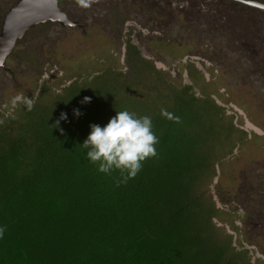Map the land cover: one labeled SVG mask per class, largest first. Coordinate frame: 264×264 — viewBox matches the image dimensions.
I'll list each match as a JSON object with an SVG mask.
<instances>
[{
	"label": "rangeland",
	"instance_id": "obj_1",
	"mask_svg": "<svg viewBox=\"0 0 264 264\" xmlns=\"http://www.w3.org/2000/svg\"><path fill=\"white\" fill-rule=\"evenodd\" d=\"M16 1L0 0V26ZM138 1L58 0L79 25L36 26L17 44L0 69V124L22 120L24 105L11 104L17 95L45 105L107 73L121 74L128 97L148 102L146 110L163 100L167 107L171 92L188 88L198 115L186 137L201 131L193 151L205 169L191 196L213 217V239L230 244L229 257L264 264V231L255 227L264 225V14L221 0H189L193 10L178 0L153 8ZM197 9L206 20H197ZM127 40L147 71L125 64Z\"/></svg>",
	"mask_w": 264,
	"mask_h": 264
},
{
	"label": "trees",
	"instance_id": "obj_2",
	"mask_svg": "<svg viewBox=\"0 0 264 264\" xmlns=\"http://www.w3.org/2000/svg\"><path fill=\"white\" fill-rule=\"evenodd\" d=\"M161 1L169 0L138 2L153 8ZM200 13L197 20H206ZM125 56L133 73L147 71L129 40ZM121 77L107 73L87 87L72 84L49 104L35 103L31 111L23 106L16 126L0 124V264H238L228 255L230 244L213 239L207 222L213 217L190 193L195 174L205 171L193 151L201 131L188 138L185 132L198 115L196 100L186 97V88L171 92L167 107L163 100L158 111L146 110L148 102L128 97ZM122 110L150 117L159 139L156 156L126 182L119 172H98L80 146L90 125L104 126Z\"/></svg>",
	"mask_w": 264,
	"mask_h": 264
},
{
	"label": "clouds",
	"instance_id": "obj_3",
	"mask_svg": "<svg viewBox=\"0 0 264 264\" xmlns=\"http://www.w3.org/2000/svg\"><path fill=\"white\" fill-rule=\"evenodd\" d=\"M83 102H89V98L85 97ZM18 103H22L28 111L32 110L33 102L30 98L20 95L13 97L12 106L15 107ZM73 112L76 116L80 115L78 109ZM161 115L172 118L164 109H161ZM66 118V114L62 113L61 119ZM152 129L150 117H137L127 110L116 111L104 126L90 125V132L80 145L85 150L83 157L96 165L98 172H119L121 182H126L137 175L146 159L157 154L155 146L159 139ZM3 233L4 229L0 227V238Z\"/></svg>",
	"mask_w": 264,
	"mask_h": 264
},
{
	"label": "water",
	"instance_id": "obj_4",
	"mask_svg": "<svg viewBox=\"0 0 264 264\" xmlns=\"http://www.w3.org/2000/svg\"><path fill=\"white\" fill-rule=\"evenodd\" d=\"M248 8L264 12V3L256 0H228ZM46 23L61 28H74L72 22L60 9L58 0H17L7 11L0 26V69L11 56L17 44L34 27Z\"/></svg>",
	"mask_w": 264,
	"mask_h": 264
},
{
	"label": "flooded vegetation",
	"instance_id": "obj_5",
	"mask_svg": "<svg viewBox=\"0 0 264 264\" xmlns=\"http://www.w3.org/2000/svg\"><path fill=\"white\" fill-rule=\"evenodd\" d=\"M257 1V0H256ZM260 2V1H259ZM264 3V2H263ZM246 7V6H245ZM246 8H248V7H246ZM248 9H251V10H254V11H258V12H260V13H262V14H264V12H262V11H260V10H257V9H254V8H248ZM259 60V59H258ZM260 61H262V60H260ZM257 63H260L259 61H257ZM264 81V80H263ZM255 227H258L259 229H261L262 231H264V225H262V224H259V223H256L255 224Z\"/></svg>",
	"mask_w": 264,
	"mask_h": 264
}]
</instances>
